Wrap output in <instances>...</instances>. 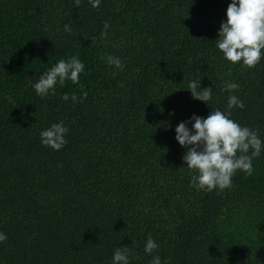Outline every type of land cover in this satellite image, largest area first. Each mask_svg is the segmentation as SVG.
Returning <instances> with one entry per match:
<instances>
[{
  "label": "trees",
  "instance_id": "trees-1",
  "mask_svg": "<svg viewBox=\"0 0 264 264\" xmlns=\"http://www.w3.org/2000/svg\"><path fill=\"white\" fill-rule=\"evenodd\" d=\"M230 3L0 0V264H111L123 246L130 264H264V151L251 175L198 191L175 139L215 108L264 139V58L250 68L216 48ZM72 56L79 83L37 96L42 72ZM191 81L212 88L209 104ZM230 95L243 107L228 109ZM60 121L57 151L40 132Z\"/></svg>",
  "mask_w": 264,
  "mask_h": 264
},
{
  "label": "clouds",
  "instance_id": "clouds-1",
  "mask_svg": "<svg viewBox=\"0 0 264 264\" xmlns=\"http://www.w3.org/2000/svg\"><path fill=\"white\" fill-rule=\"evenodd\" d=\"M82 0H75L79 6ZM101 0H89L93 7H98ZM227 19L219 29L216 48L223 53V58L232 62H242L244 66L255 67L264 58V0H231L226 10ZM109 25L105 22V30L101 34L107 36ZM66 31H70L65 26ZM109 65L121 67L118 57L108 56ZM85 65L77 57L61 59L49 69L43 71L32 87L39 97L55 92L57 84L64 85L67 80L79 83L80 74ZM239 87L236 82H225L223 91H233ZM189 89L194 99L209 102L212 88L201 87L191 81ZM86 96L87 93H84ZM67 100L68 96L65 95ZM209 104V103H208ZM228 109L243 107V102L236 95L228 97ZM190 125V126H189ZM68 128L63 121L52 123L40 132L41 143L59 151L66 143ZM176 141L186 149L183 160L191 175V186L198 191L211 192L223 190L232 184V177L238 171L248 175L253 172L252 160L264 151V139L247 126L231 118L230 111L215 108L206 117L193 114L188 120L181 121L175 127ZM7 234L0 232V242L7 240ZM158 243L148 236L144 251L153 253ZM132 249L118 247L112 256L111 264H130ZM150 264H162L159 255L153 256Z\"/></svg>",
  "mask_w": 264,
  "mask_h": 264
}]
</instances>
